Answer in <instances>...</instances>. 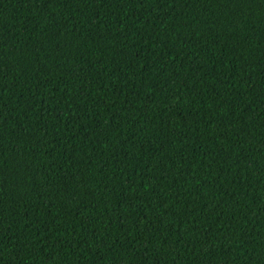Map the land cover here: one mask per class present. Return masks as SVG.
I'll use <instances>...</instances> for the list:
<instances>
[{"label": "trees", "instance_id": "1", "mask_svg": "<svg viewBox=\"0 0 264 264\" xmlns=\"http://www.w3.org/2000/svg\"><path fill=\"white\" fill-rule=\"evenodd\" d=\"M0 264H264V0H0Z\"/></svg>", "mask_w": 264, "mask_h": 264}]
</instances>
